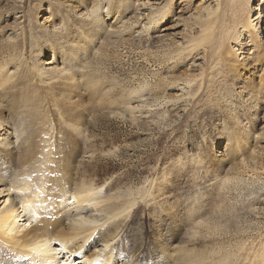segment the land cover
Listing matches in <instances>:
<instances>
[{
	"label": "rangeland",
	"instance_id": "obj_1",
	"mask_svg": "<svg viewBox=\"0 0 264 264\" xmlns=\"http://www.w3.org/2000/svg\"><path fill=\"white\" fill-rule=\"evenodd\" d=\"M141 1L0 0L4 188L56 170L58 209L43 210L103 223L88 252L114 235L92 264H264V1L249 0L259 34L241 43L243 0Z\"/></svg>",
	"mask_w": 264,
	"mask_h": 264
},
{
	"label": "bare ground",
	"instance_id": "obj_2",
	"mask_svg": "<svg viewBox=\"0 0 264 264\" xmlns=\"http://www.w3.org/2000/svg\"><path fill=\"white\" fill-rule=\"evenodd\" d=\"M160 1L161 0H143L139 4L140 8L147 9L150 7L153 8L154 6L158 5ZM212 1L216 3L215 0H210L209 3H211ZM261 1L263 2L264 0ZM248 3L249 0H243L241 4L245 6L244 9L246 7L248 8L246 9L247 11L245 10L244 20L242 24L243 26L241 27L242 29L240 31L237 30V36H235V33L234 36L231 37L232 40L237 43H241L240 41L244 39L243 36L245 35V33H247L248 37L250 38H254L259 34L258 27L260 16H262V11H259L258 17H254L255 20H257L254 22V18H251L249 14L250 7ZM203 8L207 7L204 6ZM262 21L264 22V19ZM123 25V20L119 21L118 27L116 28L122 29ZM210 26L211 25H208V30ZM257 54V60L264 59V51L261 53V51L259 50ZM42 62L43 66L40 67L41 72L49 73L53 68L52 65L54 64V60L47 59ZM18 150H20V148ZM6 152L11 156L15 154L10 150L9 152ZM23 152V154H28L29 161L33 166L34 163H36V161L38 160V157H34V153L29 147L23 150ZM31 165L30 167H32ZM45 169L46 167H42L41 174H33L34 176H36V179H39V181H36L35 178L32 179L33 181L35 180L34 183L37 182V184H34L29 180L17 184L15 183V185L11 184L10 188L13 186V188L15 189L14 192H10V188H4L6 180L0 179V185L3 186L2 188H0V246H2L0 248V255L10 252L13 253L14 255L12 254V257L18 259H15V261H17V264H92L97 260L98 257H101V259L104 261L108 260L110 257V254H107V251H109V241L114 237V235H107L106 238L104 237V242L102 246L100 245V248L88 252V249L87 247H85V245L89 241L90 237H92V235L95 233V231L100 230L99 227L103 223H98L95 218L89 219L86 217H80L78 219H75V221L69 226H64L61 218L55 215V211L58 209V204L57 202H55L56 194L50 192L52 188L49 189L45 186L47 182H45L44 173L45 171H47ZM24 170L22 172L25 174ZM54 171L56 170H53L52 168L47 172L50 174ZM48 173L46 174L48 175ZM32 183L34 184V186L32 185ZM55 183L56 182L52 181L50 186L54 187ZM46 188L49 190H47ZM91 191L92 188L90 186L87 187L82 185L81 187L76 188L74 191L70 192V197L78 204L77 207H80V209H82V207H85L90 203L91 199H94V197H92ZM133 204L134 201H131L130 203L127 202L126 204L122 205V207L120 206L121 208L118 206L119 209L116 212L111 213V217L121 215L126 219L129 216V212ZM118 205H120V203ZM49 206H52V208H56V210H43V208H48ZM74 207H70V209ZM49 216H51L52 218L50 219ZM37 218H39V221H34ZM110 218L108 217V219ZM75 255H79V257L75 258L76 260H74Z\"/></svg>",
	"mask_w": 264,
	"mask_h": 264
}]
</instances>
